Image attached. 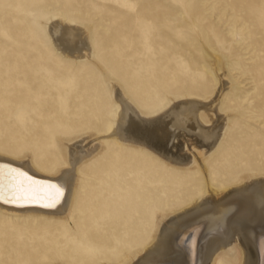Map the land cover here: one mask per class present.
<instances>
[{"label":"rangeland","instance_id":"1","mask_svg":"<svg viewBox=\"0 0 264 264\" xmlns=\"http://www.w3.org/2000/svg\"><path fill=\"white\" fill-rule=\"evenodd\" d=\"M58 18L89 29V57H67L53 45L47 25ZM222 73L229 80L218 105L226 132L223 146L202 157L211 165L205 174L191 165L170 168L151 154L133 172L119 164L126 147L106 131L73 142L86 151L102 137L105 146L91 160L110 152L114 158L103 192L111 199L135 194L147 215L164 202L185 207L186 194L206 181L234 184L229 167L245 165L236 155L264 167V0H0V151L58 159L53 132L84 133L90 122L107 123L112 81L158 109L171 97L210 101ZM99 107L108 110L89 115ZM70 220L0 211V264H84L65 241ZM215 260L230 264L221 255Z\"/></svg>","mask_w":264,"mask_h":264},{"label":"bare ground","instance_id":"2","mask_svg":"<svg viewBox=\"0 0 264 264\" xmlns=\"http://www.w3.org/2000/svg\"><path fill=\"white\" fill-rule=\"evenodd\" d=\"M47 31L53 45L65 56L91 55L88 28L58 18L47 25ZM59 35L66 43L54 39ZM218 76L212 95L206 98L210 101L171 97L168 105L158 109L140 103L119 82L112 81L108 97L114 108L109 110L107 123L90 122L83 127L84 133L53 132L51 136L60 139V147L53 150L58 159L52 155L38 158L33 151L25 152L26 156L0 151V164L62 186L60 203L47 208L42 203L0 201V211L62 221L70 218L72 230L65 241L76 246L84 264H217L218 255L230 264H264L263 166L236 155V160L245 165L229 167L227 176L234 184L217 188L206 181L202 192L186 194L185 207H170L164 202L163 207L156 206L147 215L135 194L127 192L122 198L111 199L108 192H103L109 189L114 158L110 152L91 160L105 146L102 137L95 138L97 144L86 151H79L73 144L81 137L86 141L106 131L121 148L126 147L119 154V164H126L133 172L143 169V156L151 154L170 168L188 169L191 165L205 174L211 165H206L202 157L222 144L226 132V119L218 105L229 80L225 73ZM107 110L92 108L89 115L100 118ZM213 121L211 127L204 126ZM82 175H88L90 182L81 183Z\"/></svg>","mask_w":264,"mask_h":264},{"label":"snow or ice","instance_id":"3","mask_svg":"<svg viewBox=\"0 0 264 264\" xmlns=\"http://www.w3.org/2000/svg\"><path fill=\"white\" fill-rule=\"evenodd\" d=\"M61 44L63 36L54 37ZM69 49L71 45H67ZM64 189L57 183H46L33 178L27 172L7 164H0V201L5 203H42L54 208L60 203Z\"/></svg>","mask_w":264,"mask_h":264}]
</instances>
